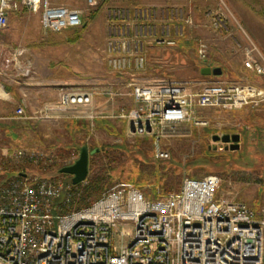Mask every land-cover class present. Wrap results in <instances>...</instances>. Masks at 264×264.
Here are the masks:
<instances>
[{"label":"built area","instance_id":"obj_1","mask_svg":"<svg viewBox=\"0 0 264 264\" xmlns=\"http://www.w3.org/2000/svg\"><path fill=\"white\" fill-rule=\"evenodd\" d=\"M83 1L95 7L103 0ZM21 9L38 14L43 31L59 33L83 24L82 11L66 4L0 0V31L9 15ZM118 12L109 14L104 48L107 67L117 73L144 71L148 46L174 45L180 36L176 27L192 23L174 4L135 8L132 16ZM229 18L230 13L213 11L209 24L228 32ZM247 41L241 47L242 65L263 75L264 58ZM21 53L15 50L10 59ZM198 54L206 58L202 45ZM196 85L133 83L131 105L118 107L113 117L126 122L132 135L150 136L157 144L190 120L197 107L231 110L264 102L263 93L252 86L221 81ZM92 95L87 85L60 86L56 103L45 105L33 118L88 108ZM14 116L26 118L22 105ZM15 154L43 170L52 162L51 155L34 147L16 149ZM155 156L166 158L167 152L156 147ZM22 174L0 184V264H264V205L255 212L243 201L218 195L221 178L215 174L184 177L179 190L152 197L129 182H117L88 205L66 213L60 208L71 200L70 192L54 179ZM117 229L118 245L113 242Z\"/></svg>","mask_w":264,"mask_h":264},{"label":"rangeland","instance_id":"obj_2","mask_svg":"<svg viewBox=\"0 0 264 264\" xmlns=\"http://www.w3.org/2000/svg\"><path fill=\"white\" fill-rule=\"evenodd\" d=\"M52 1L80 9L82 26L53 33L42 30L38 14L11 13L8 26L0 31V69L3 75L10 73L17 78L25 72V66L17 58H8V52L26 48L37 51L41 72L51 80V73L59 78L72 76L70 85L61 86L87 85L93 93L92 102L88 108L79 107L69 113L74 125L68 130L67 115L58 117L62 112L56 114V120L28 119L33 131L26 137L17 132L27 123L14 116V107L6 123L14 128V134L4 133L0 122V184L18 173L54 179L63 191L71 193V200L60 208L61 213H66L88 205L117 182H129L152 197L179 190L184 177L215 174L221 178L218 195L251 207L264 205V102L231 110L197 107L190 120L157 144L150 136L132 135L126 122L113 117L118 107L131 105L130 91L136 82L185 81L199 87L205 82L221 81L252 86L264 95V74L245 69L241 52V47L248 45V38L264 58V15H260L263 32L254 35L235 18L229 6L253 5L261 9L264 0H103L95 7H88L83 0ZM168 4L179 6L182 14L192 20L190 25L176 27L180 36L175 38V44L151 43L142 72L111 71L104 55L109 14L124 10L132 16L135 8L161 9ZM213 11L230 13L228 32L210 26ZM201 45L206 53L204 59L198 54ZM213 67L221 69L220 75L201 72ZM1 82L6 81L3 78ZM90 114L92 119L87 117ZM195 121L206 124L197 125ZM225 133L239 134L238 150L224 151L222 142L212 140L213 135ZM82 146L95 152L88 155L85 179L72 185L71 176L59 169L72 164ZM25 147L45 150L52 156L50 166L43 170L31 160L17 157L16 149ZM156 147L167 152V157H156ZM118 230L113 239L116 245L120 241Z\"/></svg>","mask_w":264,"mask_h":264},{"label":"crops","instance_id":"obj_3","mask_svg":"<svg viewBox=\"0 0 264 264\" xmlns=\"http://www.w3.org/2000/svg\"><path fill=\"white\" fill-rule=\"evenodd\" d=\"M229 6L235 18L244 27H246L248 32L254 33V35L256 33L258 34V32H263L260 30V27L263 24L260 20V15H264V5H261V9L259 7L255 8L253 5ZM21 11L30 14V12L24 9H21L18 12L14 13L19 14L21 13ZM13 51L8 52V58H11L12 54H15V52ZM39 56L40 53L37 51L30 52L27 48L22 49V53L16 58L18 62L22 63L25 66V72H21V75L17 78H14L13 75H11L10 73L3 75V70L0 69V74H2L0 75V79L3 80L4 78V80L6 81H0V122H2L4 133L6 134H14V128L11 125L6 124L7 120L11 119L14 107L16 108V106L22 105L24 108V114L26 118L20 119H23V122L27 123V125L23 127H18L17 132L21 136L24 135L26 137L30 134L31 131H33V128L31 127L32 121H29L28 119L33 118L35 116V113L42 110L45 105L56 103L59 89L58 86H61V84L64 83L70 85L73 82L72 76L66 78H59L58 76L53 75L52 73L50 76H52L53 79L51 80V78H49L46 73L40 71L42 67V62L39 61ZM46 64L47 66H49V63ZM51 81H53L52 85L50 83ZM130 100L131 98L129 96V102ZM258 104L251 106H258ZM63 115H67V120H70L68 125L66 126V129L68 130L69 127H72V125H74V119L69 118V112L58 115V117H63ZM58 117L56 114L53 113L50 115V117L45 119H33H37V121L43 122L46 120H56ZM70 135L72 134L70 133ZM260 205L257 207H250L256 212L259 209Z\"/></svg>","mask_w":264,"mask_h":264},{"label":"water","instance_id":"obj_4","mask_svg":"<svg viewBox=\"0 0 264 264\" xmlns=\"http://www.w3.org/2000/svg\"><path fill=\"white\" fill-rule=\"evenodd\" d=\"M203 74H213L215 76L220 75L221 69L219 67H213V68H204L201 70ZM212 140H220L222 143H229L228 148L230 150H238L239 149V134L233 133V134H222V135H213ZM227 148V146L225 147ZM95 152L93 150L91 153ZM88 152L86 146H82L80 148L78 157L74 160L72 164L63 166L59 169L60 173L69 174L71 176V184L76 185L80 182H82L87 174V164H88V155L91 154ZM24 175V174H22Z\"/></svg>","mask_w":264,"mask_h":264},{"label":"flooded vegetation","instance_id":"obj_5","mask_svg":"<svg viewBox=\"0 0 264 264\" xmlns=\"http://www.w3.org/2000/svg\"><path fill=\"white\" fill-rule=\"evenodd\" d=\"M229 134H232V133H229ZM216 142H221L220 140H216ZM223 145V149H224V151H226V150H228L229 148H228V146H229V143H222ZM227 146V148H225ZM230 150V149H229Z\"/></svg>","mask_w":264,"mask_h":264},{"label":"trees","instance_id":"obj_6","mask_svg":"<svg viewBox=\"0 0 264 264\" xmlns=\"http://www.w3.org/2000/svg\"><path fill=\"white\" fill-rule=\"evenodd\" d=\"M91 188H93L94 186L91 184V186H90Z\"/></svg>","mask_w":264,"mask_h":264}]
</instances>
